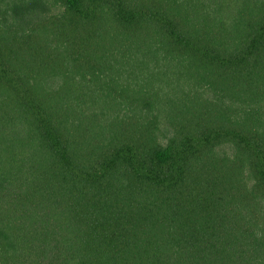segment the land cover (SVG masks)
<instances>
[{"label": "trees", "instance_id": "1", "mask_svg": "<svg viewBox=\"0 0 264 264\" xmlns=\"http://www.w3.org/2000/svg\"><path fill=\"white\" fill-rule=\"evenodd\" d=\"M0 264H264V0H0Z\"/></svg>", "mask_w": 264, "mask_h": 264}]
</instances>
